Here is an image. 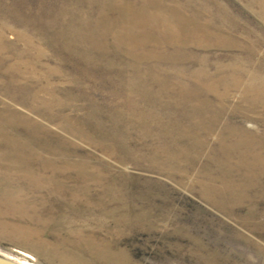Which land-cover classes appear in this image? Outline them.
<instances>
[{"label":"rangeland","instance_id":"1","mask_svg":"<svg viewBox=\"0 0 264 264\" xmlns=\"http://www.w3.org/2000/svg\"><path fill=\"white\" fill-rule=\"evenodd\" d=\"M0 255L264 264V0H0Z\"/></svg>","mask_w":264,"mask_h":264},{"label":"water","instance_id":"2","mask_svg":"<svg viewBox=\"0 0 264 264\" xmlns=\"http://www.w3.org/2000/svg\"><path fill=\"white\" fill-rule=\"evenodd\" d=\"M0 264H21V263H18L15 260L0 255Z\"/></svg>","mask_w":264,"mask_h":264},{"label":"bare ground","instance_id":"3","mask_svg":"<svg viewBox=\"0 0 264 264\" xmlns=\"http://www.w3.org/2000/svg\"><path fill=\"white\" fill-rule=\"evenodd\" d=\"M3 136H4V135H3ZM8 137H9V136H7V139H8ZM2 138H3V137H2ZM4 139H5V138H4ZM17 154H18V153H17ZM19 155H20V154H19ZM19 155H18V156H19ZM7 156H8V155H7ZM7 156H6V157H7ZM18 156H17V157H18ZM20 158H21V157H20ZM18 159H19V158H18ZM22 162H23V161H22ZM24 165H26V164H24ZM3 223H4V222H3ZM4 257H5V256H4ZM9 259H11V258H9ZM12 260H13V259H12ZM15 261H16V260H15ZM16 262H18V261H16ZM18 263H21V262H18ZM21 264H24V263H21Z\"/></svg>","mask_w":264,"mask_h":264}]
</instances>
